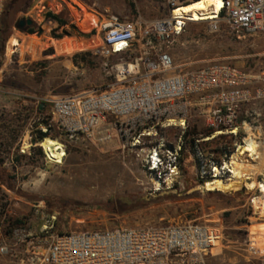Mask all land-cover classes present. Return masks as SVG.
Listing matches in <instances>:
<instances>
[{
  "label": "rangeland",
  "instance_id": "374dc122",
  "mask_svg": "<svg viewBox=\"0 0 264 264\" xmlns=\"http://www.w3.org/2000/svg\"><path fill=\"white\" fill-rule=\"evenodd\" d=\"M48 13L68 25L59 28ZM167 13L160 0L7 1L0 20V246L7 244L10 253L0 262L32 264L25 244H18L20 237L192 222L218 227L222 238L191 264H264V216L252 207L255 190L209 191L196 178L195 141L209 157L215 153L218 158L222 149H233L240 140L215 135L210 142L202 141L213 131L195 109L188 129L192 137H184L180 180L175 190L159 194L153 193L140 161L117 139L104 144L97 133L50 138L62 145L61 161L35 142L38 99L107 89L118 84L117 67L123 61L141 56L139 48L132 55L104 53L96 37L104 20L117 16L146 22ZM21 19L35 22L29 29L41 30L40 39L18 28ZM14 38L18 46L8 55ZM151 46L160 47L156 42ZM146 53L149 60L157 59L154 50ZM170 54L175 72L224 63L258 74L264 68V34H237L225 23L218 32L211 31L209 23L190 24L170 45ZM163 136L175 144L181 131L170 129ZM258 176L264 179V170ZM259 201L264 214V197Z\"/></svg>",
  "mask_w": 264,
  "mask_h": 264
},
{
  "label": "built area",
  "instance_id": "2783aa9c",
  "mask_svg": "<svg viewBox=\"0 0 264 264\" xmlns=\"http://www.w3.org/2000/svg\"><path fill=\"white\" fill-rule=\"evenodd\" d=\"M7 1L0 0V20ZM160 1L168 8L160 19L140 22L110 16L101 23L96 37L104 53L121 56L132 55L137 48L142 51L140 57L123 61L117 67L118 84L76 95L38 99L40 124L36 129L32 127L34 131L69 138L92 137L97 133L110 142L117 139L140 161L154 194L175 190L180 180L184 137L193 118L192 108L213 131L202 141L210 142L215 135L240 140L233 149H222L218 158L215 153L209 157L200 149V141H195L192 150L200 183L229 180L233 172L227 164H231L233 155L248 137L260 145L264 155V112L249 113L243 118L245 105L264 107V68L258 74H247L232 65L214 63L195 72H175L170 54V45L190 24L209 23L210 30L218 32L225 23L237 34H264V0H222L223 7L216 18L204 21L176 14L201 0ZM209 9L214 11L213 7ZM29 37L40 39L38 35ZM153 42L160 47H152ZM147 49L156 52L155 61L149 60ZM174 128L181 131L175 144L163 136ZM261 182L264 185V179L257 176V183ZM253 190L252 207L264 216L263 202L259 201L264 191L259 185ZM221 238L218 227L190 222L157 228L42 235L27 240L20 237L18 244H25L32 264H191L216 247ZM9 253L7 244L0 246V257Z\"/></svg>",
  "mask_w": 264,
  "mask_h": 264
},
{
  "label": "bare ground",
  "instance_id": "6f19581e",
  "mask_svg": "<svg viewBox=\"0 0 264 264\" xmlns=\"http://www.w3.org/2000/svg\"><path fill=\"white\" fill-rule=\"evenodd\" d=\"M210 7H213V12H209ZM222 7V0H201L200 2L184 7L181 11L176 12V14L181 15L183 18H190L193 21L213 20L216 18V14L219 13ZM200 11L206 12L201 14ZM189 13L192 14L189 15ZM16 46H18L16 39H11L7 46V54H13ZM100 137L102 143H111L104 139L103 136ZM61 146L56 141L49 138L42 142V147L49 156L56 161H61L65 156ZM248 153H250V156L247 155ZM263 156L260 145H258L253 138L248 137L245 140V145L239 147L237 152L233 155L231 164H227V168L232 170L233 176L226 181L217 179L213 183H207L204 189L209 191L219 190L230 193L233 191H239L244 187L253 190L259 185L264 191L263 183L256 182V177L259 174H262V171L264 170ZM251 179H253V181L249 182ZM158 185L159 184H157V187Z\"/></svg>",
  "mask_w": 264,
  "mask_h": 264
},
{
  "label": "trees",
  "instance_id": "16d2710c",
  "mask_svg": "<svg viewBox=\"0 0 264 264\" xmlns=\"http://www.w3.org/2000/svg\"><path fill=\"white\" fill-rule=\"evenodd\" d=\"M48 18L50 19V20H52L53 22H56V23H58L59 24V28H65L67 25H68V23L66 22V21H64L59 15H55V14H53V13H48ZM75 28V27H74ZM29 34H32V35H39L42 31L41 30H38V31H35L34 29H29L28 31H27ZM66 35L68 34L67 32L65 33ZM82 36H84L85 38H93L94 37V35H86V34H81ZM57 39H61L62 38V36L60 37V36H57L56 37ZM47 106L44 108V110L46 111L47 110ZM186 135H187V138L189 139L190 137H192V133H191V131H188L187 133H186ZM58 136H60L59 134H56V133H43V132H41V131H39V136L35 139V142L37 143V142H42L45 138H53V139H56V138H58ZM210 136V135H209ZM192 140V139H191Z\"/></svg>",
  "mask_w": 264,
  "mask_h": 264
},
{
  "label": "crops",
  "instance_id": "0c3cea01",
  "mask_svg": "<svg viewBox=\"0 0 264 264\" xmlns=\"http://www.w3.org/2000/svg\"><path fill=\"white\" fill-rule=\"evenodd\" d=\"M264 112V107L261 104L258 105H245L243 108V118L246 119L249 113ZM262 130H259L261 132Z\"/></svg>",
  "mask_w": 264,
  "mask_h": 264
},
{
  "label": "water",
  "instance_id": "95a60500",
  "mask_svg": "<svg viewBox=\"0 0 264 264\" xmlns=\"http://www.w3.org/2000/svg\"><path fill=\"white\" fill-rule=\"evenodd\" d=\"M35 25L32 19H21L18 24V28L24 32Z\"/></svg>",
  "mask_w": 264,
  "mask_h": 264
},
{
  "label": "flooded vegetation",
  "instance_id": "af4514ba",
  "mask_svg": "<svg viewBox=\"0 0 264 264\" xmlns=\"http://www.w3.org/2000/svg\"><path fill=\"white\" fill-rule=\"evenodd\" d=\"M18 24H19V22H18ZM18 24H17V26H18Z\"/></svg>",
  "mask_w": 264,
  "mask_h": 264
}]
</instances>
